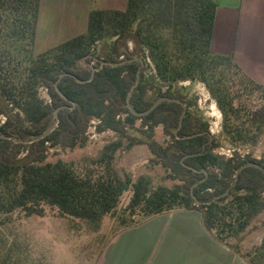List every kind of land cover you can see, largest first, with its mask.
Segmentation results:
<instances>
[{"label":"trees","instance_id":"1","mask_svg":"<svg viewBox=\"0 0 264 264\" xmlns=\"http://www.w3.org/2000/svg\"><path fill=\"white\" fill-rule=\"evenodd\" d=\"M40 3L0 0V96L10 108L0 109L5 118L0 122V264H31L26 245L7 234L16 214L42 217L48 206L98 230L107 215L118 217L128 191L132 196L126 210L143 221L126 228L161 214L198 209L209 233L228 246L264 213V158L238 151L221 156L216 152L220 141L208 124L194 116L183 94L171 90L180 82L200 81L223 111V136L245 145H256L264 136V85L233 56L211 51L215 0H128L125 10H93L85 34L36 55ZM129 39L143 51L142 61L124 54ZM108 40L112 43L102 48L101 62L92 68L95 46ZM148 63L154 68L152 78L146 74ZM41 89L48 99L41 97ZM129 95L139 113L163 97L181 103L164 101L137 116L127 106ZM93 121L98 133L113 132L119 141L107 144L82 169L61 160L46 162L50 147H83ZM137 121L142 138L130 133ZM159 126L170 137L166 145L154 137ZM124 139L126 150L147 145L150 162L179 183L153 188L147 176L137 181L130 174L122 177L114 160ZM256 254L264 258V242Z\"/></svg>","mask_w":264,"mask_h":264},{"label":"rangeland","instance_id":"2","mask_svg":"<svg viewBox=\"0 0 264 264\" xmlns=\"http://www.w3.org/2000/svg\"><path fill=\"white\" fill-rule=\"evenodd\" d=\"M44 24L45 22H43L41 29L42 33L39 34L40 40L34 47L36 55L63 43L50 33L48 35ZM111 43L112 40H108L95 46L90 56V66L92 68L95 64L101 62L102 48L109 46ZM122 50L126 56L131 55L136 60H143V51L137 48L130 39L127 41V46H124ZM86 65L87 62L83 61V66ZM154 73V68L148 63L146 74L149 78H152ZM166 89L167 85L164 87V90ZM171 90L183 94L194 116L201 118L208 124L212 137L220 141L221 147L216 149V152L221 156L229 158L234 151H238L243 155L250 154L256 159L264 158V136L256 145L232 143L223 136V111L204 83L197 80L184 81L171 86ZM40 95L45 100L48 99V94L44 89L40 90ZM154 96L153 93L149 94L151 99ZM0 109H10L1 96ZM124 117L125 115H122V118ZM4 120L5 118L0 115V122ZM96 125L97 121H93L89 125L86 132L87 141L83 147H50L46 153V162L54 163L61 160L82 169L85 165L90 164V160L98 158L107 144L119 141V136L113 132L98 133ZM140 127L141 122L137 121L130 133L133 136L142 138L143 135L139 131ZM154 137L162 145H166L170 140V137L165 134L163 126L156 128ZM127 145L128 140L124 139L123 147L117 152L114 160V167L122 177L125 174H130L133 180L137 181L139 177L147 176L150 178L153 188L159 186L171 188L179 183V181L169 178V172L163 166L150 162L153 155L147 145L138 144L134 145L131 150H126ZM26 153L27 151H25ZM131 196V191L124 194L117 209L118 217L114 218L107 215L98 230H94L85 221L62 217L56 208L47 206L45 215L42 217H24L16 214L13 224L6 233L11 234L12 239L14 237L19 238L26 245L31 264H99L105 246L115 239L121 231L127 229L126 225H135L143 221L142 216L138 214L130 217L129 211L126 210ZM124 221L126 224H124ZM263 242L264 213L255 218L243 233L228 240L226 244L239 251L241 256L253 260L254 263L264 264V258L259 259L256 254Z\"/></svg>","mask_w":264,"mask_h":264},{"label":"crops","instance_id":"3","mask_svg":"<svg viewBox=\"0 0 264 264\" xmlns=\"http://www.w3.org/2000/svg\"><path fill=\"white\" fill-rule=\"evenodd\" d=\"M211 51L233 56L264 85V0H215ZM128 0H41L35 46L45 31L70 40L85 34L93 10H125ZM51 32H50V31ZM50 50V49H49ZM46 52V51H45ZM99 264H249L216 240L198 209L151 217L121 231L104 248Z\"/></svg>","mask_w":264,"mask_h":264},{"label":"water","instance_id":"4","mask_svg":"<svg viewBox=\"0 0 264 264\" xmlns=\"http://www.w3.org/2000/svg\"><path fill=\"white\" fill-rule=\"evenodd\" d=\"M117 65H119V64H117ZM94 72H95V70L93 69L92 77H94ZM89 81H90V80H88V81H86V82H89ZM79 82H85V81H80V80H79ZM58 91H59V89H58ZM59 93H60L62 96H64L63 93H62L61 91H59ZM130 96H131V95H129V97H128V105H127V106H128V108H129V109H130L135 115H137V116H144V115L149 114V113L152 112L155 108H157L158 105H160V104H161L162 102H164V101L181 103V101H180L179 99H172V98H166V97H163V98L158 99V100L153 104V106H152L149 110H147V111H145V112H142V113H139V112H136L135 109H134V107L130 104ZM184 115H185V111L183 112V114H182V116H181L180 127H181V125H182V123H183ZM55 117H56L57 119L59 118V110L56 111V113H55ZM56 126H57V122L55 123L54 126H52L49 130H47L42 136H40L39 139H42V138L46 137L47 135H49V134L53 131V129H54ZM175 133L177 134V133H178V130H176ZM249 165H250V166H256L257 168H261L260 165H258V164L250 163ZM244 167H245V166H243L240 170H238L236 177H238L240 171H241L242 169H244Z\"/></svg>","mask_w":264,"mask_h":264}]
</instances>
